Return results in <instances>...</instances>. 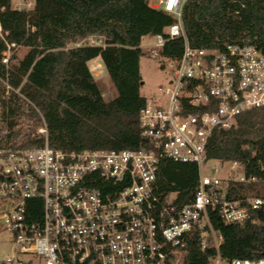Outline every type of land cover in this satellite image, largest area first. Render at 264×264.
Masks as SVG:
<instances>
[{"label": "built area", "instance_id": "2783aa9c", "mask_svg": "<svg viewBox=\"0 0 264 264\" xmlns=\"http://www.w3.org/2000/svg\"><path fill=\"white\" fill-rule=\"evenodd\" d=\"M187 1L151 5L174 18L146 48L172 75L165 99H147L140 111L144 146L74 151L46 141L39 147H0V242L10 243L13 251L0 264H182L195 235L202 249L217 250L209 264H264V256L223 258L222 235L209 216L211 210L225 223H261L255 213L264 211V195L249 188L262 180L247 175L242 161L230 162L226 178L218 167L212 175L203 172L213 133L264 107V51L244 39L193 46L182 19ZM13 7L32 12L35 0H18ZM9 36L0 18V41L6 45L1 60L7 68L29 50ZM177 38L184 39V48L171 59L163 51ZM81 45L105 48L107 43L92 35L76 44ZM164 160L197 164L196 190L189 196L161 192L157 177Z\"/></svg>", "mask_w": 264, "mask_h": 264}, {"label": "trees", "instance_id": "16d2710c", "mask_svg": "<svg viewBox=\"0 0 264 264\" xmlns=\"http://www.w3.org/2000/svg\"><path fill=\"white\" fill-rule=\"evenodd\" d=\"M2 7L8 40L29 50L7 68L1 60L6 45L0 41V147H39L46 141L53 148L74 151L145 145L139 127L147 102L140 90V60L145 53L141 44L145 36L163 33L174 22L171 15L152 7L150 0H35L32 12L15 9L13 0H0ZM182 19L193 46L244 39L264 51V0H188ZM92 35L104 36L107 46H76ZM183 48L184 39L177 38L163 53L176 59ZM98 57L117 91L111 100L104 98L100 81L89 68ZM42 127L45 132H39ZM207 153L210 160L242 161L247 175L262 180L249 190L264 195V107L215 131ZM198 180L197 164L171 160L162 162L157 177L161 192L178 191L183 196L196 190ZM230 188L233 195V184ZM209 216L222 235L223 258L264 256V211L255 213L259 224L225 223L218 211L210 210ZM216 254L213 246L202 249L195 235L182 264H209Z\"/></svg>", "mask_w": 264, "mask_h": 264}, {"label": "rangeland", "instance_id": "374dc122", "mask_svg": "<svg viewBox=\"0 0 264 264\" xmlns=\"http://www.w3.org/2000/svg\"><path fill=\"white\" fill-rule=\"evenodd\" d=\"M18 0H13V4H15ZM157 0H150L151 5H156ZM154 35H147L143 38L141 48L143 50L144 55L140 60V71L143 78V83L141 85V94L145 96L147 99L153 100H164V92L163 89L168 84L169 78L172 75V72L169 67H162V62L160 58H152L149 52H146V48L148 45L154 42ZM26 49L22 50L20 56H23L26 53ZM97 62L101 64L100 69H94ZM89 68L91 69L92 74L100 81V86L103 92V96L106 100H111L116 97L117 91L114 88L113 84L108 78L105 67L101 61L98 59L94 62L89 63ZM101 71V73H99ZM160 88H162L160 90ZM1 126V123H0ZM44 131V128H40L39 132ZM230 162H225L224 164L216 161L209 160L203 166V172L205 174L212 175V170L215 167L219 168V176L222 178H226L230 172ZM13 254L12 245L7 242H0V262L3 261L7 255Z\"/></svg>", "mask_w": 264, "mask_h": 264}, {"label": "crops", "instance_id": "0c3cea01", "mask_svg": "<svg viewBox=\"0 0 264 264\" xmlns=\"http://www.w3.org/2000/svg\"><path fill=\"white\" fill-rule=\"evenodd\" d=\"M98 59H101L100 57H98V58H96V59H94V60H92V61H90L89 63H91V62H94V61H96V60H98ZM96 65H101L99 62H97V64Z\"/></svg>", "mask_w": 264, "mask_h": 264}, {"label": "water", "instance_id": "95a60500", "mask_svg": "<svg viewBox=\"0 0 264 264\" xmlns=\"http://www.w3.org/2000/svg\"><path fill=\"white\" fill-rule=\"evenodd\" d=\"M249 151L252 152L253 151V147H251Z\"/></svg>", "mask_w": 264, "mask_h": 264}]
</instances>
